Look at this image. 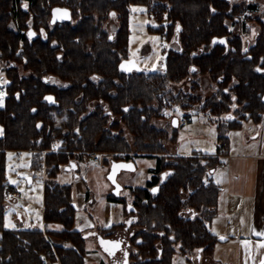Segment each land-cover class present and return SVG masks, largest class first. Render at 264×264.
Segmentation results:
<instances>
[{
  "label": "trees",
  "instance_id": "trees-1",
  "mask_svg": "<svg viewBox=\"0 0 264 264\" xmlns=\"http://www.w3.org/2000/svg\"><path fill=\"white\" fill-rule=\"evenodd\" d=\"M132 4L146 7L159 24L156 30L168 42L177 40V48L165 51L163 70L125 73L119 69L120 61L128 57ZM256 6H232L230 0H0V63L7 81L0 107V264H46L47 257L56 259L53 254L61 264H85L86 236L77 226L79 211L71 185L59 181L63 166L81 162L94 150L125 151V157L129 156L125 130L133 138L135 151L163 154V141L176 140L177 132L167 134L152 125L150 118L163 114L168 94L171 103L193 108L200 101L197 74L208 75L217 85L202 110L222 116L233 105L242 106L236 112L240 119L234 115L218 123L221 143H226L229 129L240 128L249 120L260 123L264 113V25L255 42L243 46L241 32L234 34L226 24L230 19L235 25H245L248 18L241 22V15ZM56 7L68 9L73 20L53 22ZM110 11L117 18L111 37L102 27ZM30 32L34 33L31 38ZM223 36L226 44L213 43L214 37ZM21 70L29 74H21ZM48 75L65 85L48 83L44 79ZM188 78L190 94L169 88ZM92 101L102 104L90 108ZM59 139L58 150H50ZM8 150L33 151L32 168L45 173L43 220L60 228H5V192L15 191L10 190L5 174ZM173 156L170 162L165 155L158 156L146 184L130 188V201L112 193L107 197L121 204L125 216L136 214L131 222L136 229L130 264H172L177 250L193 254L201 249L203 254H212L218 239L210 229L219 193L210 171L219 163L217 156ZM127 204L135 209L128 211ZM186 208L195 215L184 216ZM111 228L101 231L109 234ZM47 233L71 246L52 250Z\"/></svg>",
  "mask_w": 264,
  "mask_h": 264
},
{
  "label": "crops",
  "instance_id": "crops-1",
  "mask_svg": "<svg viewBox=\"0 0 264 264\" xmlns=\"http://www.w3.org/2000/svg\"><path fill=\"white\" fill-rule=\"evenodd\" d=\"M0 78L5 80L2 77L1 69ZM203 112L205 111L203 110ZM214 116L215 138L200 142L196 149L190 147V149L179 150L181 141L175 143L168 140L164 144L166 149L163 154L129 152V156L124 158L109 159L99 165L92 163L97 167L92 169L95 172L98 170L99 175L106 177L112 161H132L135 165L134 170L122 169L117 175V180L122 185L119 195L127 198V195H131V187H142L150 179L152 175L150 170L156 166L159 155H165L166 161L169 155L217 156L219 163L210 171V177L219 185L217 209L210 221V229L217 236H226V240L230 237L236 238V246L231 249L235 254H226L225 251L221 254H214L215 245L212 254H199L200 250L198 249L195 254H174L172 264H261V261L264 260V248L257 247V245L264 243V235L256 233H264V113L260 123L246 121L240 128H237L239 130L235 131L236 134L233 132L235 129H229L226 133V143H221L218 140L217 125L223 117L228 116ZM164 117L166 116L152 117L150 122L156 128L167 130L168 134L171 132V135L177 132L178 127L188 126L190 120L187 114L188 121L185 125L180 122L182 117H178L177 125H174L172 119L160 120ZM2 132L0 125V135ZM238 135L239 137L241 135V138ZM237 146L243 150H235ZM87 168L88 165L83 173L81 165L71 161L63 167V171L59 175L60 183L71 185V197L79 211L77 225L84 228V233L88 234L87 236H93L94 240L98 235L115 239L112 236H105L106 232L101 229L106 230L113 225L122 223L123 230L120 234L131 236L136 228L131 227L129 221L134 220L136 214L125 216L122 213L121 204L107 198L113 189L108 179L102 189L94 194L86 183ZM122 192H126V194L124 195ZM81 211H84V214ZM182 214L191 217L195 215V212L191 208H186ZM85 217L89 220H85ZM45 228L47 230L57 229L60 228V225L44 221L41 229ZM223 228H229L230 232H217ZM245 241L248 242L247 247ZM120 251L113 258H108L109 264L121 263L118 257L121 255ZM102 259L97 263L100 264Z\"/></svg>",
  "mask_w": 264,
  "mask_h": 264
},
{
  "label": "rangeland",
  "instance_id": "rangeland-1",
  "mask_svg": "<svg viewBox=\"0 0 264 264\" xmlns=\"http://www.w3.org/2000/svg\"><path fill=\"white\" fill-rule=\"evenodd\" d=\"M250 3H255L257 6L256 9L251 10L246 8L243 15L240 17V21L242 22V18H248L246 24H234L232 20L227 19L226 24L230 27L231 32L234 34H238L241 32L242 34V42L243 46H251L255 40L258 32L261 30V26L264 25V0H230V4L241 5L242 7H247ZM25 6V3H24ZM114 14V15H113ZM238 17H235L237 20ZM159 26L158 22H156L151 16H149L148 10L143 5L132 4L130 6V13L128 16V28H129V41H128V58H134L137 63L146 70L156 71L163 70L165 68V51L170 48H177L178 43L175 41L168 42L161 32H158L156 29ZM244 26V27H243ZM103 29L108 33V35H114L115 30L117 28V18L116 13L114 11H110L106 21L102 24ZM250 31L246 32V29ZM244 29V31H242ZM244 32V33H243ZM255 33V34H254ZM3 65L0 63V69L2 70ZM2 72V71H1ZM21 74L28 75L29 71H20ZM4 77V74H2ZM196 79L199 83V90L197 94L200 97V101L196 103V105L191 109H183L179 103H171L170 94L164 97L169 100L165 101L167 105H164L161 111L163 112L164 118L160 120H169L172 119L173 116L183 117L185 114L189 116L188 126L186 127H178L177 129V138L173 140V142L181 141L179 150H186L187 148L196 149L200 142L203 143L204 140L209 141L210 138H215V127H214V115L208 114L209 111L203 112L201 108L204 100H206L212 94L215 95L217 90V85L214 81H211L208 75L206 74H197ZM5 78V77H4ZM191 79H184L179 82L171 83L169 88L174 93H178L181 91L183 94H188L190 88ZM53 83H59L55 79L52 80ZM190 94V92H189ZM4 103V97H2V105ZM97 103L96 101H92L90 103V108H93ZM102 104V103H101ZM155 106L157 102H154ZM196 109V110H194ZM242 106L231 107V111L222 116H231L238 118L237 111L241 110ZM152 118V117H151ZM150 118V120H151ZM224 118V117H223ZM240 119V118H238ZM252 123V120H249ZM233 132H235L236 128H233ZM125 130V129H124ZM167 131V130H166ZM126 135V139L130 144L131 153L136 152L133 147V138L127 132L124 131ZM168 134V133H167ZM240 134V133H239ZM171 135V132H169ZM228 135V134H227ZM239 137V135H238ZM236 138V137H235ZM234 138V139H235ZM241 138V135L240 137ZM179 139V140H178ZM167 139L163 141V145ZM58 143H60V139L58 142H54L51 149L52 151L58 150ZM164 149L166 147L164 146ZM235 150H243L240 146H237ZM96 151V150H94ZM99 151V150H97ZM92 152V151H91ZM103 158V162L108 161L109 159H118L125 157V151L119 153H108L99 151ZM11 154V155H9ZM34 153L31 150H8L6 152V160H5V174L7 177V184L11 188L10 190H15L16 195H11V192L7 190L5 192V201L7 204V208L4 216V226L5 228H27V227H38L42 228L44 224L43 220V195H44V181H45V173L43 169L34 170L32 168V157ZM171 158L174 156H167V160L172 161ZM88 157L81 162H77L79 165L83 166V164L88 165L86 183L89 188L92 190L94 194L98 193L100 189L104 186L105 182H107V178L103 175H99L98 170L93 171L92 168H97L87 160ZM91 164V165H90ZM95 165H99L94 163ZM68 165V164H66ZM65 166V165H64ZM63 166V167H64ZM63 171V168H62ZM61 171V172H62ZM84 172V170H83ZM61 174V173H60ZM134 179V178H133ZM15 181L16 183H12ZM124 195L126 192H122ZM129 201L131 200V195H127ZM84 214V211H81ZM83 216V215H82ZM127 216V215H126ZM84 217V216H83ZM85 220H89L86 217ZM8 225V226H6ZM78 226V225H77ZM85 231L84 228L79 227ZM112 232L106 234L105 236H112L115 239H120V233L123 230V223L113 225ZM46 231L47 229H43ZM49 230V229H48ZM230 232L229 228H223L221 230H217V232ZM224 235V234H223ZM46 239L49 241L52 250L54 246H62V247H70L71 243L67 240H64L58 236L53 234H45ZM219 237V236H218ZM97 240V239H96ZM94 240L93 236H86V248H87V257L85 255L86 262L85 264H98L99 260L102 261L100 264H109L110 261L105 252L100 249L98 241ZM236 238L230 237L228 240L219 241L218 239L215 242L216 249L214 254H235L234 249L236 246L235 242ZM97 242V245H96ZM214 245V248H215ZM177 249V248H176ZM197 249L194 250L193 254ZM214 251V249H213ZM212 251V253H213ZM176 254H180L177 250ZM56 256V259L53 260L50 257L45 259L46 264H61L59 259L57 258V254H53ZM120 258L121 256L118 255ZM106 261H105V260ZM121 260V259H120Z\"/></svg>",
  "mask_w": 264,
  "mask_h": 264
},
{
  "label": "water",
  "instance_id": "water-1",
  "mask_svg": "<svg viewBox=\"0 0 264 264\" xmlns=\"http://www.w3.org/2000/svg\"><path fill=\"white\" fill-rule=\"evenodd\" d=\"M56 10H60V11H56ZM60 14V17L58 16ZM69 16V12L68 9L62 8V7H56L53 9L52 12V17L53 19L56 20H64ZM215 41V42H214ZM220 41H224L223 43L226 44V37H214L213 38V43L216 42H220ZM246 58H250V56L248 55ZM121 65L124 66V68H121ZM119 69L125 73H131L132 71H137L140 72L143 68L137 63V61L134 58H125L123 60L120 61L119 63ZM127 69H131L130 71ZM1 83V80H0ZM129 108V106H126V110ZM174 125H177L178 122V117L174 116L172 118ZM118 165H130L131 167H114V166H118ZM134 170L135 169V165L132 161H112L110 164V168L108 173L106 174L107 179L109 180V182L111 183V185L113 186L112 189V193L116 196H119L120 190L122 188V185L119 183V181L117 180V175L118 173L122 170ZM111 177V178H110ZM162 180L164 179V173H162ZM135 208L131 205V204H127V210L131 211L134 210ZM135 219V218H134ZM133 220H130L129 222H132ZM88 234H85V236H87ZM220 237V236H219ZM218 237V240H220ZM97 241L98 244L100 246V249L106 253V255L108 256L109 259L113 258L114 256L117 255V253L120 251V249L122 248V243L123 241L121 239H113V238H108V237H103L101 235L97 236ZM102 241L104 242H113V243H102ZM223 241V240H221ZM118 243L119 246L118 247H114V244ZM107 249V250H106Z\"/></svg>",
  "mask_w": 264,
  "mask_h": 264
},
{
  "label": "flooded vegetation",
  "instance_id": "flooded-vegetation-1",
  "mask_svg": "<svg viewBox=\"0 0 264 264\" xmlns=\"http://www.w3.org/2000/svg\"><path fill=\"white\" fill-rule=\"evenodd\" d=\"M66 9V8H65ZM68 12H69V16L66 18V19H64V20H67V21H72L73 20V17H72V14H71V12L68 10ZM59 17H60V14L58 15ZM52 20H53V22H58V21H64V20H56V19H53V17H52ZM112 35H110V37H111ZM173 41H174V38L172 39ZM171 40V41H172ZM175 41L177 42V40L175 39ZM128 58V57H127ZM45 81H47L48 83H50V84H54V85H65V83H63L58 77H56V76H53V75H48V76H46L45 78ZM56 80V81H58L59 83H53L52 82V80ZM164 173V176H165V172H163ZM134 233V232H133ZM132 236H133V234L131 235V236H129L128 237V235L127 234H125V236H122L121 235V240H122V238H123V243H122V248L120 249L121 251H120V253L119 254H121L120 256V259H121V263L120 264H130L131 263V260H130V254H132V252L134 251L133 249V245H132V243H131V238H132ZM198 250H200V253L199 254H203L202 253V251H201V249H198ZM160 253V252H159Z\"/></svg>",
  "mask_w": 264,
  "mask_h": 264
},
{
  "label": "built area",
  "instance_id": "built-area-1",
  "mask_svg": "<svg viewBox=\"0 0 264 264\" xmlns=\"http://www.w3.org/2000/svg\"><path fill=\"white\" fill-rule=\"evenodd\" d=\"M6 90H7V83H5V80H3L1 83H0V94H5L6 93ZM2 95V96H3ZM188 121V118L186 115H184L181 119H180V122L182 125H185ZM103 156L102 154L99 152V151H92V152H89L88 153V159L90 161V163H97V164H100L103 162ZM87 165L86 164H83V166H81V171L85 172V169H86ZM83 172V173H84ZM11 195L15 196L16 195V192L13 191L11 192Z\"/></svg>",
  "mask_w": 264,
  "mask_h": 264
},
{
  "label": "snow or ice",
  "instance_id": "snow-or-ice-1",
  "mask_svg": "<svg viewBox=\"0 0 264 264\" xmlns=\"http://www.w3.org/2000/svg\"><path fill=\"white\" fill-rule=\"evenodd\" d=\"M25 7H27V5H25ZM56 11H60V10H56ZM114 15V14H113ZM178 30H179V28H178ZM255 34V33H254ZM29 35V38H31L33 35H34V33H29L28 34ZM215 42V41H214ZM221 43H223L224 41H220ZM245 51H247V49H245ZM121 68L123 69L124 68V66L123 65H121ZM127 70H131V69H127ZM195 69H193V71H194ZM258 71H259V69H257ZM94 79H95V77H94ZM5 83H7V81H5ZM2 95L3 94H0V106H2ZM45 99H47V100H52V98L51 97H46ZM233 99H235L234 97H233ZM233 107H235V105H233ZM226 119H229V120H231V119H233V117H231V116H228V117H226ZM9 155H11V154H9ZM114 167H131L130 165H118V166H114ZM167 175V174H166ZM111 178V177H110ZM12 183H16L15 181H12ZM153 191H155V189L153 190ZM6 226H8V225H6ZM257 235H264V233H259V232H257L256 233ZM219 239L220 240H226L227 239V237L226 236H220L219 237ZM102 243H113V242H104V241H102ZM245 243V246L247 247V245H248V242L247 241H245L244 242ZM119 246V244L118 243H115L114 244V247H118ZM257 247H260V248H264V243H260V244H258L257 245ZM107 250V249H106ZM261 264H264V260H262L261 261Z\"/></svg>",
  "mask_w": 264,
  "mask_h": 264
}]
</instances>
